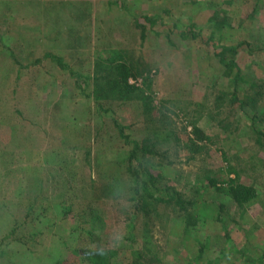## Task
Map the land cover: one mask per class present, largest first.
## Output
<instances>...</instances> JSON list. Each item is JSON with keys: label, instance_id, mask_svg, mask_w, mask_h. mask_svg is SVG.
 Listing matches in <instances>:
<instances>
[{"label": "rangeland", "instance_id": "obj_1", "mask_svg": "<svg viewBox=\"0 0 264 264\" xmlns=\"http://www.w3.org/2000/svg\"><path fill=\"white\" fill-rule=\"evenodd\" d=\"M97 249L264 264V0H0V264Z\"/></svg>", "mask_w": 264, "mask_h": 264}, {"label": "trees", "instance_id": "obj_2", "mask_svg": "<svg viewBox=\"0 0 264 264\" xmlns=\"http://www.w3.org/2000/svg\"><path fill=\"white\" fill-rule=\"evenodd\" d=\"M225 51L223 52H217L216 55L219 56L221 59L223 58V55H224ZM223 60V59H222ZM224 70L227 71V73H230L232 70H233V64H235V62H230V63H224ZM237 72L236 74L234 75V77L232 78V82L233 84H235V89H234V93H233V99L236 103H238V105L240 106H244L245 103L247 102L246 101V98L242 97L241 94L239 93V85H240V82L242 80H245V74L243 72V70L237 66ZM249 100V98H248ZM121 135L124 136V142L128 145L131 146V149L129 150V156H128V159L131 161V160H135L138 161L140 156H139V152H140V145L138 142L136 141H133L130 136H126L124 134V131L121 133ZM142 150H145V148H143ZM143 166V165H141ZM134 170L133 173H134V182L138 185V189L136 192H140V188L142 190H144L145 193H149L150 188L147 187V180H145L142 176V174L135 169H132ZM149 180L151 182H155L157 179L155 178L154 175H149L148 176ZM213 184L216 183V181L212 180ZM221 190V188H220ZM227 193H229L234 199H236L239 203L243 202V201H248L250 200L252 197H253V192L250 190V188L248 187H245V186H238V187H231L229 188V190L226 191ZM169 200V199H168ZM173 201V200H171ZM178 201V199L176 200V202ZM106 255H107V251L103 250V249H97V250H92L91 254H90V258L92 259V263L93 264H103V262L105 261L106 259Z\"/></svg>", "mask_w": 264, "mask_h": 264}]
</instances>
